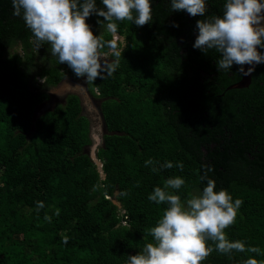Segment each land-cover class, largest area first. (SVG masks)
<instances>
[{"label": "trees", "instance_id": "trees-1", "mask_svg": "<svg viewBox=\"0 0 264 264\" xmlns=\"http://www.w3.org/2000/svg\"><path fill=\"white\" fill-rule=\"evenodd\" d=\"M224 2L206 0L205 16L193 17L171 11V0H150V24L117 21L115 32L103 17L87 18L105 43L100 57L115 61L112 43L122 52L111 77L87 82L107 129L97 151L103 179L78 96L36 115L50 90L82 77L50 45L38 48L12 0H0V264H126L152 241L148 230L167 206L148 199L154 188L179 176L185 184L168 190L184 201L206 186V166L217 191L243 201L229 240L261 252L213 251L202 264L264 260V63L249 88L230 90L242 79L238 66L218 71L215 50L193 47L196 21L221 15ZM166 161L173 167L162 168Z\"/></svg>", "mask_w": 264, "mask_h": 264}, {"label": "clouds", "instance_id": "clouds-1", "mask_svg": "<svg viewBox=\"0 0 264 264\" xmlns=\"http://www.w3.org/2000/svg\"><path fill=\"white\" fill-rule=\"evenodd\" d=\"M100 2L103 8L97 7L96 0H12V6L13 15L22 17L38 48L50 45L51 55L57 57L58 63L67 64L77 77L93 83L97 78L114 74L122 52L115 50L116 44H110L116 59L102 64L99 50L105 43L93 33L87 18L93 14L103 17L108 32L117 30V21L142 27L153 20L150 0ZM170 6L171 11H185L193 17H204L207 10L206 0H171ZM196 29L193 47L206 54L215 50L219 54L218 71H227L235 64L242 75L248 76L255 64L264 63V52L258 50L264 49V0H225L222 14L198 19ZM244 65L250 67L245 70ZM145 165H154V161L148 159ZM161 167L170 169L173 164L166 161ZM176 167L183 170L184 165L178 162ZM206 167L201 176L207 180L206 186L198 194H189L184 201L168 190H178L185 184L179 176L168 178L163 187L154 188L148 199L167 206L156 225L148 230L152 241L135 255H129L126 264H202L213 251L261 252L259 247L246 248L240 240H229L225 229L235 223L243 201H233L224 189L217 191L215 181L207 177L212 167ZM157 170L152 167L153 172ZM43 207V202L37 201V210ZM243 264H264V260L249 256Z\"/></svg>", "mask_w": 264, "mask_h": 264}, {"label": "rangeland", "instance_id": "rangeland-1", "mask_svg": "<svg viewBox=\"0 0 264 264\" xmlns=\"http://www.w3.org/2000/svg\"><path fill=\"white\" fill-rule=\"evenodd\" d=\"M114 42L117 40L123 43L120 37H114ZM20 53L18 48H15L10 53ZM101 63H107L109 61L108 56L100 57ZM70 95H76L81 99L83 106V115L90 122V136L92 140V146L90 149L97 146L100 148L102 146V139L107 134V129L104 120L101 115V102L94 99L88 91L87 82L84 78L73 79L67 77L61 84L53 88L49 92V100L37 107L36 115L40 116L44 112L53 110L56 107L64 106L66 99ZM195 194H198L197 192Z\"/></svg>", "mask_w": 264, "mask_h": 264}, {"label": "water", "instance_id": "water-1", "mask_svg": "<svg viewBox=\"0 0 264 264\" xmlns=\"http://www.w3.org/2000/svg\"><path fill=\"white\" fill-rule=\"evenodd\" d=\"M258 50L260 51V49H258ZM258 65L259 64H255L253 66L254 67V71L250 75H248V76L242 75V79L238 83L230 86L229 89L230 90H243V89L249 88L251 86V84H252V78H253L254 72H255V70H256V68H257ZM248 67H250V65H244L245 70H247ZM101 115H102V113H101ZM102 118H103V115H102ZM102 143H103V139H102ZM97 151H98V147L97 146H95L94 148H92L91 154H90L91 155V159L93 160V162L97 166L98 172L100 173V175L102 176V178L105 179V174H104V171H103V162L98 159V157H97ZM117 194L118 193H116V195ZM113 203L118 208H122V205H121V203L119 201L114 200Z\"/></svg>", "mask_w": 264, "mask_h": 264}, {"label": "built area", "instance_id": "built-area-1", "mask_svg": "<svg viewBox=\"0 0 264 264\" xmlns=\"http://www.w3.org/2000/svg\"><path fill=\"white\" fill-rule=\"evenodd\" d=\"M114 37H117V36H114ZM116 42H118V40Z\"/></svg>", "mask_w": 264, "mask_h": 264}]
</instances>
